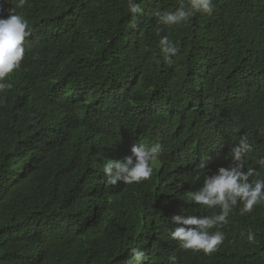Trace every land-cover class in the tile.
Wrapping results in <instances>:
<instances>
[{
	"label": "trees",
	"instance_id": "obj_1",
	"mask_svg": "<svg viewBox=\"0 0 264 264\" xmlns=\"http://www.w3.org/2000/svg\"><path fill=\"white\" fill-rule=\"evenodd\" d=\"M136 2L142 11L132 14L127 0H74L68 5L55 1L52 14L37 21L54 61V77L47 78L46 89H41L39 96L70 103L77 109L81 125L73 132L71 143L54 149L52 144L41 147L43 139L52 142L51 128L41 123L34 128L30 108L22 107L0 125V264H23L28 256L44 264H109L118 257H112L110 251L117 240L125 245L127 257L117 264H128L131 249L144 248V236L121 227L115 217L103 228L98 222L103 202L95 199L105 189L101 154L108 156L95 138L104 143L100 125L105 116L122 122L127 112L126 116L131 115L138 81L159 82L174 89L179 109L171 114L173 132L201 135L204 113L225 121L235 113L227 114L229 110L237 109L244 117L252 110H264V0H213L211 16L196 12L187 23L172 26L160 23L156 13L175 11L179 0ZM88 15L110 31L108 45L119 51L114 59L117 74L113 88L100 98L89 91L98 89L83 84L82 78L84 75L93 87H100V80L91 75L89 62L81 60L78 45L64 35L73 21ZM162 36L179 47L171 64L160 51ZM6 109L7 114L13 113L9 107H0L3 113ZM255 120L259 122L248 124L252 130L243 137L259 148L264 139V117ZM31 173L32 182L27 181ZM37 180L52 186L43 189ZM28 193L42 198L43 206L30 222L15 211ZM121 199L123 215L133 216L141 225L146 210H150L148 217L163 210L151 195L133 189ZM249 229L255 233L252 242ZM221 230L226 239L212 255L184 252L170 236L172 243L165 247L168 251L161 250L159 256L157 252L146 254L149 259L144 264H172V255L178 264H264L263 205L228 219Z\"/></svg>",
	"mask_w": 264,
	"mask_h": 264
},
{
	"label": "clouds",
	"instance_id": "obj_2",
	"mask_svg": "<svg viewBox=\"0 0 264 264\" xmlns=\"http://www.w3.org/2000/svg\"><path fill=\"white\" fill-rule=\"evenodd\" d=\"M55 1L68 5L74 0H0V107L13 109L12 114H7L8 109L5 113L0 111V125L16 116L22 107L30 108L34 128L38 123L51 128L52 142L47 144V139H43L41 147L52 144V149L71 143L73 132L81 125L79 113L70 103L39 96L40 90L46 89L47 78L54 77V61L37 21L52 14ZM127 7L132 14L142 11L136 0H127ZM196 12L211 16L213 0H179L175 11L157 12L156 16L160 23L172 26L187 23ZM92 17L73 21L64 35L78 45L81 60L89 62L91 75L100 80V87H93L84 75L82 78L83 84L98 89L89 91L100 98L113 88L117 74L114 59L119 51L108 45L110 31ZM86 39L89 43L84 42ZM159 47L163 59L171 64L178 45L162 36ZM134 106L122 122L112 115L105 116L100 125L104 143L95 138L102 152L108 153L101 154L105 160V189L95 197L103 202L99 224L106 228L115 217L121 227H130L139 237L144 236V248H132L128 264H144L149 259L146 254L157 252L159 256L161 250L167 252L165 247L172 243L170 236L184 252L214 254L226 239L221 226L228 219L249 214L258 205L264 207V139L258 148L243 137L252 130L248 124L259 122L256 116L264 117V110L258 107L259 113L252 110L245 117L237 109L229 110L227 114L235 113L225 121L204 113L205 128L196 135L173 132L171 114L179 109V103L171 86L138 81ZM173 134L181 140L180 144ZM32 175L27 181L34 180ZM37 183L43 189L52 186L47 181ZM143 186L147 188L141 189ZM132 189L137 194L151 195L162 212L148 217L150 210H146L142 214L143 225L133 216L123 215L121 195ZM41 199L25 194L15 211L30 222L43 209ZM127 210L131 208L127 206ZM248 240H255L251 229ZM123 246L119 240L112 243V257H118L109 264L125 261ZM169 260L178 264L175 255ZM23 264L44 263L28 256Z\"/></svg>",
	"mask_w": 264,
	"mask_h": 264
},
{
	"label": "bare ground",
	"instance_id": "obj_3",
	"mask_svg": "<svg viewBox=\"0 0 264 264\" xmlns=\"http://www.w3.org/2000/svg\"><path fill=\"white\" fill-rule=\"evenodd\" d=\"M122 157H124V156H122Z\"/></svg>",
	"mask_w": 264,
	"mask_h": 264
}]
</instances>
